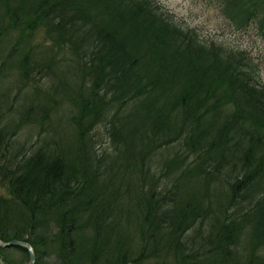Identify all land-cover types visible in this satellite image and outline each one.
<instances>
[{
    "label": "trees",
    "instance_id": "obj_1",
    "mask_svg": "<svg viewBox=\"0 0 264 264\" xmlns=\"http://www.w3.org/2000/svg\"><path fill=\"white\" fill-rule=\"evenodd\" d=\"M213 1L264 41V0ZM0 188L33 264H264L258 65L157 0H0Z\"/></svg>",
    "mask_w": 264,
    "mask_h": 264
},
{
    "label": "rangeland",
    "instance_id": "obj_2",
    "mask_svg": "<svg viewBox=\"0 0 264 264\" xmlns=\"http://www.w3.org/2000/svg\"><path fill=\"white\" fill-rule=\"evenodd\" d=\"M157 2L176 19L194 27L201 38L211 37L223 44L248 50L258 65V76L264 83V41L254 34L252 25L245 31L233 30L213 0H157Z\"/></svg>",
    "mask_w": 264,
    "mask_h": 264
},
{
    "label": "water",
    "instance_id": "obj_3",
    "mask_svg": "<svg viewBox=\"0 0 264 264\" xmlns=\"http://www.w3.org/2000/svg\"><path fill=\"white\" fill-rule=\"evenodd\" d=\"M12 246H17L23 248L28 256L27 264H33L34 261V255L31 250V246L29 245L28 242L22 241V240H17V239H11L7 241H3L0 239V247L1 248H9Z\"/></svg>",
    "mask_w": 264,
    "mask_h": 264
}]
</instances>
